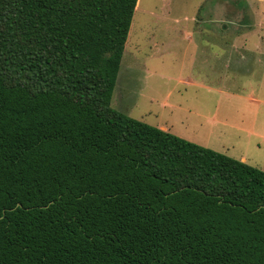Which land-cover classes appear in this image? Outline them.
<instances>
[{
  "label": "trees",
  "instance_id": "trees-1",
  "mask_svg": "<svg viewBox=\"0 0 264 264\" xmlns=\"http://www.w3.org/2000/svg\"><path fill=\"white\" fill-rule=\"evenodd\" d=\"M139 0H0V264H264V171L112 107Z\"/></svg>",
  "mask_w": 264,
  "mask_h": 264
},
{
  "label": "rangeland",
  "instance_id": "rangeland-1",
  "mask_svg": "<svg viewBox=\"0 0 264 264\" xmlns=\"http://www.w3.org/2000/svg\"><path fill=\"white\" fill-rule=\"evenodd\" d=\"M197 20L203 24H196ZM187 33L194 35L196 47L187 48ZM233 41L237 51L223 45L232 46ZM126 50L112 107L158 128L172 126L171 133L180 138L196 137L215 148L223 136H209L207 128L197 133L199 129L188 126L189 119L180 111L163 105L176 86L168 76L182 71L180 64L188 53L185 74L218 91L177 84L170 101L198 104L204 113L220 108V115H246L245 105L227 95L257 91L264 97V0H139ZM263 152L255 145L249 149L255 161L262 159ZM227 155L237 156L232 150ZM255 161L250 165L255 166ZM255 167L264 171L260 165Z\"/></svg>",
  "mask_w": 264,
  "mask_h": 264
},
{
  "label": "crops",
  "instance_id": "crops-1",
  "mask_svg": "<svg viewBox=\"0 0 264 264\" xmlns=\"http://www.w3.org/2000/svg\"><path fill=\"white\" fill-rule=\"evenodd\" d=\"M198 25L203 24V21H196ZM218 29L221 31V25L216 22ZM203 26V25H202ZM200 26V27H202ZM218 31V33H220ZM221 34V33H220ZM187 48L192 47L196 44V40L194 35L187 33ZM128 42V41H127ZM230 42V41H229ZM232 46L230 43H223V45H228V50L237 51L236 42L233 41ZM197 44L195 45V47ZM125 52L127 50L125 49ZM173 55V54H171ZM187 55L185 53V57L181 61L182 71L177 72L176 76H168L169 81H175L176 86L177 84L193 87V88H200L204 89L208 92L218 91L217 89L209 86L207 83L203 82V80H199L193 74H185L188 62H187ZM264 56V55H263ZM184 73V74H182ZM176 86H173L171 90L167 94V99L163 102V105L167 108H171L172 111L177 110L180 111L183 116H186L189 120L187 121L189 124L188 126L194 127V129L205 130L207 128L209 130V136H223L225 139L224 141L221 140V144H218L217 147L214 148L213 145L210 144H203L202 141L199 139H193L188 136L182 135L181 137L193 141L196 144L203 145V147H209L214 149V151L221 152L226 155L232 150L236 151V155L234 158L240 161H243L247 164H251L253 158L251 157L252 154L249 153V149L251 146H257L260 153L264 151V97L259 94L257 91L248 92V94H228L227 95L231 100H237L240 104L245 105L246 115L241 114L240 117H229L225 115H220L219 110L220 108L204 113V109L200 107L198 104H188L187 102L183 101H170V98L173 96V91L175 90ZM193 106V107H191ZM242 113V112H241ZM160 126V129L164 131L172 132V126ZM192 137V136H191ZM199 137V135H197ZM217 145V144H214ZM222 145V146H221ZM221 147V148H219ZM239 151V152H238ZM229 156V155H228ZM233 158V157H232ZM256 165L264 167V152L262 153V159L255 161ZM264 169V168H262Z\"/></svg>",
  "mask_w": 264,
  "mask_h": 264
}]
</instances>
